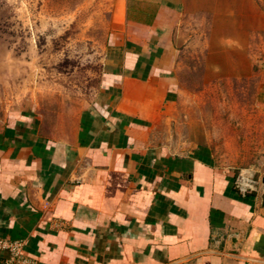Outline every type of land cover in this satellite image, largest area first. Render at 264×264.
Masks as SVG:
<instances>
[{
	"label": "crops",
	"instance_id": "1",
	"mask_svg": "<svg viewBox=\"0 0 264 264\" xmlns=\"http://www.w3.org/2000/svg\"><path fill=\"white\" fill-rule=\"evenodd\" d=\"M183 6L121 2L98 93L68 119L0 116V240L36 264H264V191L241 196L242 162L182 134Z\"/></svg>",
	"mask_w": 264,
	"mask_h": 264
},
{
	"label": "rangeland",
	"instance_id": "2",
	"mask_svg": "<svg viewBox=\"0 0 264 264\" xmlns=\"http://www.w3.org/2000/svg\"><path fill=\"white\" fill-rule=\"evenodd\" d=\"M123 1L0 0V116L29 107L49 123L88 105ZM182 1V134L190 129L262 174L264 0Z\"/></svg>",
	"mask_w": 264,
	"mask_h": 264
},
{
	"label": "built area",
	"instance_id": "3",
	"mask_svg": "<svg viewBox=\"0 0 264 264\" xmlns=\"http://www.w3.org/2000/svg\"><path fill=\"white\" fill-rule=\"evenodd\" d=\"M234 188L243 197L257 195L264 191L262 174L256 167H244L234 179ZM24 245L23 241L0 240V250L9 253L6 264H36L24 254Z\"/></svg>",
	"mask_w": 264,
	"mask_h": 264
},
{
	"label": "water",
	"instance_id": "4",
	"mask_svg": "<svg viewBox=\"0 0 264 264\" xmlns=\"http://www.w3.org/2000/svg\"><path fill=\"white\" fill-rule=\"evenodd\" d=\"M263 183H264V179H263Z\"/></svg>",
	"mask_w": 264,
	"mask_h": 264
}]
</instances>
